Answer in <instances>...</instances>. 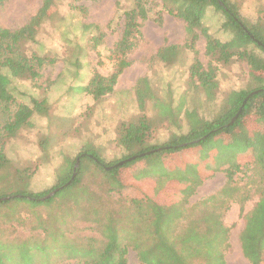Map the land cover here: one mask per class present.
I'll list each match as a JSON object with an SVG mask.
<instances>
[{
    "label": "rangeland",
    "instance_id": "374dc122",
    "mask_svg": "<svg viewBox=\"0 0 264 264\" xmlns=\"http://www.w3.org/2000/svg\"><path fill=\"white\" fill-rule=\"evenodd\" d=\"M148 1L151 8L149 18L143 22L136 47L128 55L131 64L118 77L114 90L98 100L81 88L89 82L95 71L107 76L114 70V59H111L110 54L123 28L122 12L117 9L116 0H60L54 5L46 0H7L0 5V26L16 29L30 24L29 30L34 33V41L25 44L27 51L54 60L53 63L43 65L37 80L17 82L21 90L39 98L45 97L48 110L36 111L29 124L23 126L14 137L5 140L4 151L11 163L9 170L0 174V241L13 237L43 239L45 235L40 228L42 219L47 220L51 228L55 226L63 232L54 242L49 240L47 249L42 251L49 254L50 259L45 261L38 258L36 264H82L75 258L66 257L73 250L61 248L60 245L66 239L63 236L85 242L87 237L102 239V231L88 220L84 208L79 213L76 209L67 210L60 204L59 201L66 197L64 189L53 203L45 200L37 203L31 196L20 199L18 197L22 196L18 195H23L24 191L39 193L51 190L57 183L59 170L86 148L107 163L116 164L130 159L121 169L119 179L125 185H132L128 189L118 187L119 190L113 191L116 197H119L121 191L139 192L137 196L151 194L154 187L144 181L153 179L152 176L164 169L152 161L157 160L154 156L158 153L147 154V151L138 156L136 153L146 147L162 144L174 136L189 133L195 126L191 119H215L224 110L229 92L247 89L251 85L250 76L255 71L247 61L238 57L218 65V89H206L192 79L191 67L194 61L198 58L205 65L210 61L205 54L206 40L202 34L195 43V50L184 47L168 59H161L158 55L161 48L172 44L183 46L185 43V22L163 10L160 1ZM233 1L250 22L259 18L264 20V0ZM132 4L133 0H122L124 8ZM160 10H163L162 22L156 20ZM225 20L224 13L214 5L206 8L203 24L222 42L233 37V33L224 28ZM85 24L99 25L106 32L100 45H93L91 38L96 32L84 27ZM145 76L148 78L146 86H149V91L142 107L137 84ZM188 112H194L190 118ZM143 117L152 124L151 136L144 143L128 149L122 141L125 128ZM237 134L240 138L247 136L257 139L263 147L264 120L249 112ZM228 136L220 135L204 145L185 148L181 152L179 161L187 160L185 156L203 150L209 157L204 159L200 155L203 159L202 167L205 168L199 169L201 183L189 196V207L202 201H207L210 207L215 202L228 200L227 191L223 190L226 176L222 168L232 164L244 165L255 160L256 153L251 148L246 154L239 153L235 150L238 148L236 144L230 151L234 152L233 158L228 151L219 152V148L210 154L209 149L213 147L209 145ZM226 153L228 156L225 158ZM173 161L168 160L163 167L167 169L175 166L178 161ZM83 162L87 164L82 173L84 181L103 191L104 182H108L104 171L90 157H86ZM263 180L262 166H250L237 173V183L245 187L244 193L249 196L245 202V213L258 202ZM176 194L160 193L162 201H158H172ZM6 197L9 198L3 199ZM240 206L239 201L230 199L228 207L222 209L223 214L209 213L222 217L229 228V247L224 249L226 264H251L244 256L239 240L245 225ZM128 235L129 226H123V242H131ZM133 240L136 239L133 237ZM146 241L143 244L148 247ZM53 244H56L54 248ZM12 246L14 248L7 256L15 262L30 252L31 255L36 252L24 249L21 244ZM6 251L7 248H0V256L6 255ZM248 251L254 253L253 249ZM193 259L195 262L199 260ZM128 261L129 264H144L132 247L128 250Z\"/></svg>",
    "mask_w": 264,
    "mask_h": 264
},
{
    "label": "trees",
    "instance_id": "16d2710c",
    "mask_svg": "<svg viewBox=\"0 0 264 264\" xmlns=\"http://www.w3.org/2000/svg\"><path fill=\"white\" fill-rule=\"evenodd\" d=\"M6 1L0 0V5ZM57 1L60 0H46L53 5ZM158 1L162 3L163 10L185 22L187 34L183 46L172 44L161 48L158 53L161 59H168L184 47L195 50V43L202 34L206 40L205 54L210 61L205 65L197 58L191 67L192 79L200 82V85L206 89H218V65L229 63L232 58L238 57L247 61L255 71L250 76L249 88L229 92L225 99L224 110L215 119H191V123L195 126L189 133L174 136L162 144L146 147L136 153L138 156L140 153L153 150L152 153L158 154L154 156L157 160L152 161L160 164L159 166L164 169L152 176L153 179L144 181L154 187L151 194L137 196L139 192L121 191L118 193L119 197H116L113 191L119 190L118 187L128 189L132 185H125L119 179L120 171L126 162L121 166H116L117 163H107L86 148L77 158L59 170L57 183L51 190L39 193L24 191L23 196L18 198L28 199L27 196H31V199L38 203L41 201L38 199L45 197L56 188L63 187L45 201L56 202L62 195H59L60 191L64 189L66 197L59 201L61 205H64L67 210L76 209L79 213L84 208L83 212L88 220H91L98 229L101 228L103 238L87 237L85 242H81L70 240L64 235L66 239L60 245L63 250H73L72 254L66 256L68 259L75 258L82 264H129L130 247L137 251L139 259L144 264H226L224 249L229 247V228L222 217L209 213L223 214L222 209L227 208L232 199L240 202V212L245 218L244 228L239 235L243 254L251 264H263L264 180L258 202L245 213V202L249 200V196L244 193L245 187L237 183L236 175L243 168L264 167V137L262 147L257 139L247 136L240 138L237 134V130L249 112H253L264 120V20L259 18L255 22H250L242 15L239 5L233 0ZM149 4L148 0H133L131 7L124 8L122 0H116L117 9L122 12L123 28L121 37L110 54L111 59H114V70L107 76L95 71L89 82L81 88L84 92L98 100L114 90L118 77L131 64L128 55L136 47L143 22L149 18L151 10ZM210 5H214L226 17L224 28L233 33V37L227 42L215 38L203 24L204 13ZM163 10L157 12L158 22L163 21ZM29 27L30 24L16 29L0 26V174L7 172L11 163L4 151L5 140L14 137L23 126L29 124L36 111L48 110L45 97L39 98L29 94L21 90L17 84L18 81L37 80L41 76L43 65L54 61L36 52L27 51L25 44L34 41V33H31ZM84 27L96 32L91 39L94 46L100 45L106 32L96 24H85ZM146 82L148 78L145 76L140 78L137 84V93L142 107L149 91ZM24 99L27 100L24 101ZM239 112L236 120L231 123ZM193 113H187L189 118ZM125 129L122 141L128 149H131L144 143L151 136L152 124L143 117L138 122L130 123ZM223 134L229 136L221 137L220 141L210 144L209 147H213L209 149L210 154L219 148V152L228 151L227 153H230L233 158L234 152L230 151L236 144L238 147L235 149L236 152L246 154L251 148V151L256 153V158L248 164H232L222 168L226 176L223 190L226 189L228 200L215 202L210 207L207 201L189 207V196L201 183L198 172L203 166V159L200 155L204 159L209 157L203 150L191 156H185L188 157L187 160L179 161L181 152L186 150L185 148L193 149L195 146L204 145ZM232 135L235 137L233 138ZM169 153L173 154L168 157L162 156ZM227 153L225 158L228 156ZM86 157H90L104 171L108 182H104L103 191L91 187L84 181L82 173L87 164L83 160ZM78 158L80 167L75 171L74 164ZM171 159L178 161L176 163L173 161L175 166L167 167V169L163 167V164ZM74 171L76 176L72 179ZM68 182L69 184L65 186ZM164 192L177 194L172 201L162 203L158 201H162L159 194ZM210 199L207 198V200ZM127 225L129 226L128 239L131 242H123L125 236H122V227ZM180 227L185 229L178 230ZM40 228L45 235L43 239L13 237L0 241V244L3 243L0 248H7V254L0 256V264H36L38 258L45 261L50 259L51 256L42 251L47 249L49 240L54 242L63 232L55 226L51 228L50 223L45 219L40 220ZM133 237L136 240H133ZM144 240H147L148 247L143 244ZM12 244H21L24 249L36 250V252L33 255L30 252L25 258L21 257L18 262H15L7 256L14 248ZM55 245L53 244V248ZM248 249H253L254 253H249ZM192 257L199 260L195 262Z\"/></svg>",
    "mask_w": 264,
    "mask_h": 264
},
{
    "label": "water",
    "instance_id": "95a60500",
    "mask_svg": "<svg viewBox=\"0 0 264 264\" xmlns=\"http://www.w3.org/2000/svg\"><path fill=\"white\" fill-rule=\"evenodd\" d=\"M240 114V112L233 118V120L231 121V123H233L235 120H236V118L238 117V115ZM153 152V150L152 151H149V152H147V154H149V153H152ZM142 155H144V154H142ZM134 157H132L131 159H133ZM130 159H128V160H124V161H121V162H119V163H117L116 164V166H121V165H123L125 162H127V161H129ZM79 163H80V159L78 158L77 159V162H76V165H75V171H76V168L78 167V165H79ZM108 169H111V167H108ZM74 171V173H73V176H72V179H74L75 178V176H76V172ZM69 184V182L65 185V186H67ZM63 187H59V188H56L55 190H53V191H51L50 193H48L45 197H42V198H40V200H45V199H47V198H50L51 196H53L54 194H56L60 189H62ZM18 196H23V195H18ZM9 197H6V198H3V199H8Z\"/></svg>",
    "mask_w": 264,
    "mask_h": 264
}]
</instances>
